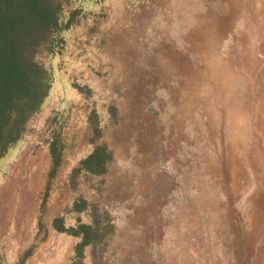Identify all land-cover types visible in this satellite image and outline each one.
<instances>
[{"label": "rangeland", "instance_id": "obj_1", "mask_svg": "<svg viewBox=\"0 0 264 264\" xmlns=\"http://www.w3.org/2000/svg\"><path fill=\"white\" fill-rule=\"evenodd\" d=\"M56 1L77 14L34 50L50 88L0 159V264H70L81 237L54 218L94 228L83 264H264V0Z\"/></svg>", "mask_w": 264, "mask_h": 264}, {"label": "trees", "instance_id": "obj_2", "mask_svg": "<svg viewBox=\"0 0 264 264\" xmlns=\"http://www.w3.org/2000/svg\"><path fill=\"white\" fill-rule=\"evenodd\" d=\"M61 12L62 5L56 0H0V159L20 139L26 120L39 110L48 94L50 74L32 56L36 47L44 43H49L48 49L52 50L56 35L75 20L77 12H70L65 22ZM49 153L52 165L48 181L60 166L61 148L51 144ZM106 159L105 150L97 147L80 161L75 171L82 167L99 172ZM84 206L81 201L76 209L82 210ZM52 225L58 231L81 237L74 246L70 264H83L84 248L93 242L92 225L66 227L61 218H54ZM32 248L26 250L24 257L31 254Z\"/></svg>", "mask_w": 264, "mask_h": 264}, {"label": "bare ground", "instance_id": "obj_3", "mask_svg": "<svg viewBox=\"0 0 264 264\" xmlns=\"http://www.w3.org/2000/svg\"><path fill=\"white\" fill-rule=\"evenodd\" d=\"M247 62H248L247 67H246L244 75L241 79V84L243 87L242 95L246 94V92L249 90L255 92V68H257L259 66L260 60L257 57V55H255L254 47H252L248 51ZM251 79H253V83H251ZM232 82H233V80H232ZM236 93H237L236 91H234V92H232V90L229 91L227 93V95L224 96V101L228 102V99L235 97ZM244 106H245V103H244ZM254 108H255V106H254ZM225 114H227L226 121L230 122L229 123L230 125L234 126V125L241 123V125H242L241 126V135H242V137H241V144H242L241 149H244V147L246 145L248 146V144H249V147L252 148V156H255V144H252V146H250L252 134H251L250 123H249V120H251V119L248 117L249 113H246L244 111L234 112V110H232L226 106ZM243 130H244V132H243ZM247 146L245 147V151L242 152V156H244V159H246ZM242 156H241V158H242ZM241 162L246 163V160H240L239 163H241Z\"/></svg>", "mask_w": 264, "mask_h": 264}, {"label": "crops", "instance_id": "obj_4", "mask_svg": "<svg viewBox=\"0 0 264 264\" xmlns=\"http://www.w3.org/2000/svg\"><path fill=\"white\" fill-rule=\"evenodd\" d=\"M71 262H72V260L69 261V263H71ZM84 264H85V263H84Z\"/></svg>", "mask_w": 264, "mask_h": 264}]
</instances>
